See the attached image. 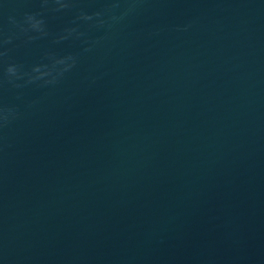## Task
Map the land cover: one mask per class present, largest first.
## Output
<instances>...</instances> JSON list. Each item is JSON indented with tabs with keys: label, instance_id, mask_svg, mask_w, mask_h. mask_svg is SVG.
I'll list each match as a JSON object with an SVG mask.
<instances>
[{
	"label": "water",
	"instance_id": "1",
	"mask_svg": "<svg viewBox=\"0 0 264 264\" xmlns=\"http://www.w3.org/2000/svg\"><path fill=\"white\" fill-rule=\"evenodd\" d=\"M0 264H264V0H0Z\"/></svg>",
	"mask_w": 264,
	"mask_h": 264
}]
</instances>
